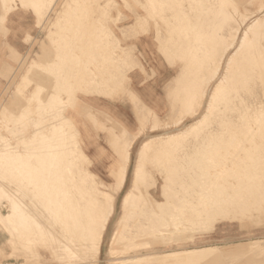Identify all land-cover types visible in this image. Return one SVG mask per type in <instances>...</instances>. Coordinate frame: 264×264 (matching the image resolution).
<instances>
[{"label":"bare ground","instance_id":"6f19581e","mask_svg":"<svg viewBox=\"0 0 264 264\" xmlns=\"http://www.w3.org/2000/svg\"><path fill=\"white\" fill-rule=\"evenodd\" d=\"M43 1H45V0H43ZM58 1L59 0H51V3H49V5H48L47 12L45 14L43 13L44 17H43V14H41L44 11V9L38 15L39 21L42 20L45 23L48 20L50 14L52 12H56V16H55L54 20L51 21L49 24V32H47L48 35L46 34L48 37L52 38L54 36L55 37L59 36V37H61L60 39H62L68 35L73 39V36L78 34L80 31L77 33L76 30L71 29L72 31L70 32V34H66V32L63 31L64 29L61 31L59 29L62 26L61 24L63 22H69L70 26L71 25L73 26V24L79 25L78 29L81 30L82 35L84 37H86L87 41H89L88 43L93 44L91 40H95V39H99V38L101 40L98 43L95 42L97 44L95 56L89 55L91 52L90 44H89V47H86L87 46L86 45L85 47H83L81 49V51H82L81 53H83V55H84L83 57L82 56L81 57L82 58L85 57L83 61L86 62V64L84 63L85 64L84 69L83 68L80 69L81 67L76 69V67L73 66L74 68L70 69L71 73L69 75H67L65 78H64V76L61 75V72H59L60 76H62L64 78L63 81L60 80V78H59V81H61L60 83L62 84L60 90H58V91L55 90V92L54 93L52 92V94L49 93L50 97L46 98V100H44L45 99L44 96L46 94H48V93H46L47 91L46 92L44 91L46 93L45 94L42 91L45 89L41 90L40 87L39 88L37 87L38 89L35 90L34 92H32V95L30 97L26 98L27 101L24 99L26 101V104L21 107V109L19 110V113H17L16 116L14 115L15 117H13V119L15 120L14 121L15 124L11 125V127L8 126V128L10 130L15 131V132H17L19 129L21 130V128L28 127V126H26V124H25L26 127L25 126L23 127L20 123L24 122L23 121L24 119H25V121H26V119H31L30 117H32L34 115L35 108H37V109L40 108V109H43L45 111L44 115L38 116V118H37L38 123L47 121L51 117L54 119L53 122H51V124H49L48 126H43V127H41L40 124H37V122L35 121L36 123L34 124V128H35L36 134L31 139V142H32L31 145L33 148L30 149V150H32V152L31 151H30V153L27 152L28 151L27 146L29 145L28 143H27L28 144L27 146H22L21 147L22 149L20 150L18 144L15 146H13V144L10 145L8 139L0 137V162L3 161V159H4V158H2L3 155L13 152L10 154L11 157H9V159H5V164H12L13 165V167L8 166V167H10L8 172L13 173L11 176V179L21 177L20 180L23 181V183L22 184L20 183L21 185L15 187V189L10 188V190L12 189L14 191V192L10 191L12 196L10 194V197L9 196L7 197V195H5V198H3L2 196H1L2 198L0 197V201H1V199L2 200L6 199L5 201H8L9 205H10L9 212L3 213V214L0 213V220L6 226H9V229H10L9 232H11V235H12V237H10V238H11V240L13 239V241H14L13 243H15L16 239L19 242L20 239H22V241H23V239L26 238V240L28 239V241L30 242L29 244H31V243L34 244L35 238L40 237V235H38V234L41 233V230H44L47 233V230H51L50 227L53 228V225L51 226V223L50 224L48 223L50 225V227L46 224V222H45L46 220H47V222H48V220L53 221L54 225L59 222V225L58 224L57 225L62 230L66 225L67 227L64 228L63 231L61 229H59V230H61V233L63 234V235L62 234L61 235L65 236L64 238H62L63 243H64L65 239L68 240V242L66 241V243L64 245L67 248L69 254H71V257L72 258H74V257L78 258L77 261L82 260V262H80L78 264H88L89 261H94L95 264H97L98 263L97 261L99 260L98 259L99 255L101 253V247H102V242H103L105 232H106L108 225H109V223H110V221L113 218L114 213H115V202H116L117 195L120 193L122 186L124 184L127 167H128L130 160H131V151H132L136 136H131V134L124 128H123L124 130H121L122 135H120V136L118 135L117 139H115V140H117L116 144L118 146V147H116V150L118 152V160L115 162V164H114L115 168L113 170V176L115 179V183L112 185H106L102 182L98 183L95 180V177H94L95 175H91V173H88L87 175H83V173L86 174L85 173L86 170L83 168L84 165L82 166V164L87 163V162H88V164H90V160H89L88 156L86 155L83 147L81 146L80 133H79L76 125L74 124L73 119L66 114L67 113L66 111L68 110V107H74L77 105L78 93L81 91H84L85 89H86V91L88 89H90V90L93 89V92L91 94H95V93H101V91H103V89H101V88H104V86H107L108 84L112 85L114 88L116 86L119 88L124 87L126 81L129 80V72L135 68L129 64V58H130V56L134 55L135 60H136L137 55L134 51H130V50H133L130 48V46L123 45V39L124 38L127 39L128 37H126V35H125L127 32V29H125V31H123L122 28H124V27L129 28L130 26L137 25V24L139 26H141V24H142V26H143V23L140 22V19H142V17L141 18L138 17V20L136 22H132V23H129L128 25H124V26H119V29H121V32H122L124 38H122L120 35H118L113 30H107L106 31L107 36L105 37V34L103 35V34H101V32H97V30H96L97 25H95V23L100 22L101 19L100 18H98L99 20L96 19L93 14L99 8H107L108 6L112 7L113 6L112 2H110L108 0H107V2H104V3H101L100 0H64L63 4H61L63 6V8L58 10L57 8H55L56 5L58 4ZM167 1L170 2V0H167ZM174 1H178L177 3L181 2V6H179V7H182V5H183L182 1H184V0H182V1L181 0L180 1L174 0ZM187 1L186 0L184 1L185 3H187V5L185 4L186 5L185 7H188V9H189L191 4L189 6L188 3H190V2L189 1L187 2ZM195 1H197V0H194V2ZM203 1L206 2V0H203ZM209 1H211V0H209ZM225 1L223 2L224 4H226ZM34 2H35V4L37 2L39 4L40 0H35ZM147 2H148V0H147ZM172 2H173V0H172ZM191 2H193V0H191ZM212 2H213V0H212ZM239 2H241V1H239ZM1 3L3 4V7H5V8L7 7L3 0H1ZM213 3L217 4L215 1ZM228 3H230V2H228ZM234 3H236V1ZM161 4H163V3H161ZM170 4H172V3L170 2ZM170 4H168V5H170ZM173 4H176V3H173ZM168 5H165V7L167 6V8H164L165 12H166V10H168V8L169 9L171 8L170 7L171 5L169 7H168ZM193 5L194 4H192V6ZM197 5H198V3H197ZM197 5H194L195 8L197 7L196 9L199 8V6H197ZM204 5L205 4H203V8L207 7V6L204 7ZM219 5L221 6L222 4H219ZM232 5L234 6L235 4H232ZM159 6H157V7H159ZM176 6H178V5H175L174 7H176ZM192 6H191V8H192ZM162 7H160V8H162ZM215 7L217 8L218 6H215ZM128 8H130V7H128ZM195 8L193 11L194 13L196 12ZM212 8H214V7H212ZM35 9H36V11H38L41 8H35ZM146 9H150V8H146ZM157 9H156V11H157ZM177 9L179 10V8H176V10ZM188 9L186 8L185 12ZM200 9H202V7H200ZM207 9H208V7H207ZM218 9H220V8H218ZM134 10H132V11H134ZM158 10H160V9H158ZM161 10H163V9H161ZM192 10H193V8H192ZM208 10H209V13H211L210 10H212V9L210 8V6H209ZM217 10H216V12H217ZM220 10H222V8ZM220 10H218L219 13H221ZM74 11H76V12L79 11V13L75 14ZM99 11L101 12V10H99ZM153 11H155V10H153ZM163 11L162 12L160 11L161 14L163 13ZM170 11H167V14L170 15V13H171ZM213 11L215 12V10H213ZM160 12H159V14H160ZM174 12H175V10H174ZM200 12H201V10H200ZM203 12H204L203 15L205 17V13L207 11L204 10ZM222 12H225V11L222 10ZM186 13H184V14L186 15ZM8 14H9V10H7L6 13L4 14V16L2 15L3 17L2 16L1 17L3 19H5ZM101 14H102V12H101ZM116 15H118V14H116ZM169 15H167V16H169ZM177 15L180 16L179 12ZM188 15H190V13H188ZM188 15H186V16H188ZM192 15H193V17H195L198 14L197 15L192 14ZM192 15H190V17L188 16L189 22H190V19H192L191 21L194 22L193 17L191 18ZM206 15H208V12ZM212 15H218V12H217V14L212 13ZM212 15L210 14V16L212 17V19L210 18L211 20L214 19ZM173 16H176V15H173ZM222 16H224V14ZM122 17H124V16H122ZM122 17H121V20H122ZM201 17H202V15L199 14L197 19H194L196 21V22H194V23H196V25H195L196 28H197V25H199L198 27H200V23L202 20ZM204 17H202V18H204ZM42 18H44V19H42ZM166 18H170V16L169 17L165 16V18L163 17V19H166ZM222 18L223 17H221V19ZM177 19H178V17H177ZM208 19H209V17H208ZM232 19L234 20V18H232ZM206 20L207 19L204 18L203 21H206ZM215 20H213V21L215 22ZM217 20H218V18H217ZM241 20L242 21L238 24H237V22L236 23L234 22L236 24V27H234L235 24L233 23L234 24V26H233L234 30L231 27V25H233L232 20H231V23L228 22V23H230L229 24L230 26L228 25L229 27L226 25L227 24L226 21H225L226 24L224 23V25L227 26V27H225V29L231 27V31H227V30L225 31L224 30L225 31L224 33H220V30H222L220 28H219V31L217 30V32H219L218 34H217V32L215 33L216 30L214 31V33L217 35L216 37H218L217 38L218 40H219V38L223 39L225 37L227 39V36H226L228 34L227 32H229V33L231 32V34H230L231 40H229L230 42L228 44V43H226V40L224 39L225 43L228 45L225 46V49L223 50L222 53L220 52V48L221 47L223 48V46H220V45H219L220 47L218 45L215 46L216 48L219 47V50H217L218 49L217 48V49H215L217 52L216 51H214V52H216V53L220 52L219 54H221V55H219V54L217 55L216 53H214L220 57L218 59L214 60V66L210 68L209 72H208V69H205L207 71V73H209V79H208V81H206L208 84V87L205 90L204 95L202 92V95H203L202 100L206 99L205 105L203 106L201 103L197 109H193L194 110L193 112H190V113L185 114L183 116L180 115L179 118L175 119V122L173 123L175 130L166 131V132L164 131V133H158L156 135H153V136L145 139L141 143L139 150H138V153H137L138 156H137V162H136L134 172H133L132 185L128 190H126V192L123 195V198L121 200V212L122 213L117 218V220L115 221L116 226H115V228H114V230L110 236L108 252L111 256L115 254L116 250H118V248H119L118 245H121L125 240H131L132 243L135 242L136 244H138V242L136 240L133 241L134 238H136V237L147 236V239L149 237V240H150V238L153 239L154 237H157V236L158 237H160V236L161 237L162 236L168 237L173 233L175 234V233H178L180 231L183 232V231L187 230L189 228V226L191 227V226H194L195 224H196V226H198L200 228V231H202V232L212 231V230H214V228H215L216 224L219 222V220L226 218L225 216L224 217H218L217 216V213L219 211H221L219 209H229L230 211L233 212L237 208L235 206L236 205L238 206L239 203L236 201L238 204H236V203H235L236 205L233 204L234 202H232V201L237 200V199L235 198L232 200V197L234 196L232 191L236 190L237 188L234 189L236 184L240 183L243 180L242 178L247 177L249 174L247 176H243L241 178L242 180L240 182H238V180H240V179H237L236 183L232 182V178H233L232 176L227 177L224 181H222L223 180L222 177L215 176L213 182L212 183L209 182V185L206 183L208 185V187L203 188V189H206V188L209 189L211 192H213L212 194H207V193L202 194L201 193V196L203 198L198 200V201L189 200V198L187 200H179L178 199L179 201H175V200H173V197L176 195L173 192L176 189H177V191H180L181 190L180 187L183 186L181 183L182 181L177 186L172 183L173 177L175 180H177V177H175V175L170 177V178L163 180V182L161 183L162 199H157L156 197H154L152 195L150 190H146V192H144V193H143V191H141L142 185H141L140 179H139V172H140V166L144 162V159L146 160L145 157L148 156L149 154H151L150 152L162 153V151H164V152L170 151L171 153L173 152V153L177 154L176 152L185 151L186 154L189 153L194 157V155L196 156L197 154H200V151L206 152V151L211 150L212 148L214 150L216 145L219 147V145L217 143L220 142V141H218L219 140L218 138L221 134L220 131L222 129H219V127L216 126L218 124V123H216L217 121L215 122L216 124L213 123L214 120H216V119H218V120L220 119V121L223 120L222 123H224V124L225 123H228L230 125L232 124V127H230V133H231L230 137L228 135H226L227 132L224 134L227 136V140L224 138L225 136L224 137H223V135L220 136L221 138L223 137V140H226V142L228 141L229 138H231V141H230V145L227 144L228 147L226 150L227 151L226 156L224 158H222V155L221 154L219 155L222 158L219 161H221L222 163H220L219 165H217L215 167L217 169V172L223 173L226 168H228L230 170H234L236 165L238 163L240 164L241 160L245 161V160H243L244 159L243 155L245 156L246 154L251 153V152H253L255 154V155H253L254 157L251 155L253 158L250 159V160H254L253 164L257 165V163L259 162L258 161L259 159H260V162L262 161V157H264V155L261 157L260 150L261 149L264 150V18H263V16H260V15H256V16L254 15V16L249 17V18L245 17ZM1 21H3V20H1ZM169 21H170V19H169ZM182 22H185V21H182ZM192 22H190V24ZM217 22L215 24L219 25ZM166 23H168V21ZM194 23H192V24H194ZM205 23L206 22H204V24ZM220 23L222 24L223 22H220ZM146 24H148V22ZM175 24L174 25L177 27V22H175ZM192 24H191V26H193ZM168 25H169V23H168ZM182 25H183V27L185 25L184 28H186V27L189 28L188 24L187 25L182 24ZM64 27H65V25H64ZM75 27L76 26H74V29H75ZM180 27H178V28H180ZM195 27H192V29L194 30ZM208 27L209 26H207V28ZM207 28H206V31H207ZM210 28H212V27H210ZM0 29H2V28H0ZM78 29H77V31H78ZM112 29H113V27H112ZM199 29H197V30H199ZM172 30L173 29H171V31ZM175 30L177 31L176 28H175ZM178 30H181V29H178ZM200 30H202V29H200ZM228 30H230V29H228ZM2 31L3 30H1V32ZM66 31L67 32L70 31V28H69V30H66ZM185 31L186 30H184V32ZM199 31H197V32H199ZM75 32H76V34H74ZM145 32H148V29ZM173 32H175V31H173ZM207 32L209 33V31H207ZM157 33H159V32H157ZM173 34L175 35V33H173ZM180 34H182V33H179V35ZM183 34L181 37L182 40L183 39H184V41L189 40V37L191 35L186 36V33H185V35L183 36ZM193 34H195V33H193ZM199 34L202 35L203 31H202V33H199ZM78 35L80 36V34H78ZM161 35H162V33H161ZM161 35L159 34V37ZM179 35H178V37H180ZM204 35H205V32H204ZM222 35H224V37H221ZM185 36L188 39L184 38ZM206 36L209 37V35H205V37ZM74 37L76 38L77 36H74ZM138 37H139V34L136 33L134 39H136ZM171 37H174V36H171ZM175 37H176V35H175ZM203 37H202V39H203ZM216 37L214 36L215 39H216ZM207 38H205V40ZM212 38L213 37H211L209 39H212ZM230 38L228 36V39H230ZM56 39H58L60 41L59 38H56ZM164 39H165V37L163 36V40ZM192 39H193V36H192ZM221 39L219 41H221ZM58 40H55V41H57V43H58ZM67 40H66V42H67ZM198 40H199V38H198ZM212 40H211V42L214 43L215 41H212ZM42 41L43 40H41L40 42H42ZM62 41H64V40H62ZM190 41H191V37H190ZM224 41L222 40V43ZM77 42H79V40ZM161 42H162V40H161ZM164 42H165V40H164ZM211 42L209 40V43H211ZM218 42H215V43L217 44ZM53 43H55V42H52V44ZM60 43L63 44V42H60ZM193 43L195 45V42H193ZM198 43H200V42H198ZM205 43H206V45L209 44L208 42H204V44ZM58 44H57V47H58ZM64 44H66L65 41H64ZM175 44L176 45H174V46H177L178 42ZM180 44L182 45V43H179L178 46H180ZM63 45H62V47H63ZM78 45H76V47H78ZM223 45H225V44L223 43ZM66 46H69V44H67ZM161 46H163V44H161ZM174 46L171 49H174L173 53H176L175 50L177 51L178 48L176 49V47L174 48ZM184 46H185V44L180 48L182 49ZM189 46L190 45H188V48H189ZM197 46L201 47L200 44L199 45L197 44ZM197 46L195 45V47H197ZM204 46L205 45H203V47ZM52 47L53 46L50 47L51 50L53 48H57V47H53V48ZM163 47H165V45ZM186 47H187V45H186ZM70 48H66V49L63 48L64 50L58 51L57 55H54L55 57H57V59L55 58L56 62L58 61V58L61 60L63 59L64 62H65V60L73 59V60H75V62H77V64L80 61H82V59H80V57L75 52V50L72 48L70 49ZM159 48H161V47H159ZM166 48H168V46H166ZM184 48L181 50V51L185 50L184 53L187 51H191V52L194 51L195 53L198 52V51L196 52L195 49L192 50V48H189V49L187 48L188 50L186 48L185 49ZM44 49L49 51V49H46V45H45ZM44 49L41 48V51L43 50L44 52L43 51L42 52L46 53ZM198 49L200 50V48H198ZM212 49H213V47H212ZM170 51H172V50H170ZM205 52H208V51H205ZM209 52L207 54H209ZM162 53L167 54L165 52V50L164 51L162 50ZM46 54H48V52ZM198 54L199 53H197V55ZM51 55L53 56V54H51ZM185 55H186V53H185ZM187 55H189V56H184V54H182L180 51L178 52L177 58H179L182 62V69L183 70H181V71L183 73L186 70L188 71V68H189L190 71L192 69L191 72L194 71V73L192 75L195 74L194 76H197L196 75L197 72L195 73V70H193L192 67L190 68V64H192L193 62L197 63V61H195V59H196L195 54L189 53ZM201 55H203L202 52H201ZM210 55L212 56L213 54L210 53ZM216 55H215V57H216ZM26 57H24V58H26ZM96 57L99 59L101 58V60L98 61L96 59ZM199 57H200V60H202L200 62L203 63V65H205L204 64L205 62H203L205 59H202L201 56H198V58ZM203 57H204V55H203ZM215 57H214V59H215ZM209 58L210 57L208 55V59ZM51 60H53V59H51ZM105 60H107V61H105ZM212 61H213V58H212ZM43 62H41L42 65H43ZM53 62H55V61L53 60ZM105 62H108V65H106ZM201 63H198V64H200V66H201L202 65ZM23 64H24V62H23ZM193 64L195 65V63H193ZM33 65H39V59L38 58L32 59L30 65H29L30 68H29V70H27L28 72L33 71V69H34ZM65 65H67V64H65ZM203 65H202V67H200L198 65V68L200 67L201 71L203 69ZM59 66H61V65L59 64ZM63 66H64V64L62 65V67L60 69H63ZM67 66H69V65H67ZM138 66H140V63L136 62V67H138ZM18 67H21V64ZM22 67H23V65H22ZM5 68H7V67H4V69ZM65 68H66V66H65ZM54 69H55V67H54ZM54 69H52V70H54ZM1 70H3V69H1ZM63 70H65V69H63ZM4 71L5 70H3L2 72H4ZM9 71H11V70H9ZM68 71H69V69H68ZM28 72H26V73H28ZM49 73H51V72H49ZM55 73H52V77H53V74H55ZM64 73H63V75H64ZM202 73L204 74V69H203ZM190 74L186 75V76L188 77V76H190ZM203 74L199 75V76H201L200 78H202ZM27 75H29V73ZM47 75H48V73H47ZM97 75H98V77H97ZM192 75L190 77H192ZM29 76H32V75L30 74ZM180 76H178L179 80H181ZM184 76H185V74H184ZM205 76H206V72H205ZM40 77L44 78L43 76H40ZM45 77H46V79H42V80L47 81L49 79V77L48 78H47V76H45ZM57 77H59V76L57 75ZM10 78H11V76H10ZM25 78H26V76H25ZM195 78L192 77V79L196 80ZM200 78H198L199 81H197L198 86H199V83L202 82V81H200L201 80ZM54 79H55V77H54ZM54 79L52 80V82L54 81ZM185 79H186V77H185ZM189 79L192 81L191 78H189ZM28 80L29 81H27V80L25 81V84H26V82H29V84H30V82L33 81L29 78H28ZM36 80H37V78H36ZM191 81H188L189 83H187V85L185 87L192 85ZM179 82L182 83V80ZM202 83L203 84H201V85H204V82H202ZM211 83H213V85H211ZM20 85H22V83ZM89 85H91L92 88H90ZM176 85L179 86V84H176ZM42 86H45V85H42ZM47 86H49V85H47ZM47 86H46V90H47ZM182 86H183V84H182ZM204 86L206 87L207 85H204ZM16 87H18V86H16ZM16 87H15V89H16ZM179 87H181V85ZM190 88H191V86H190ZM55 89H57V88H55ZM203 89H204V87H203ZM241 89H243L244 92H243V95L240 96L238 99V93ZM90 90H89V92H90ZM180 91H182V90H180ZM184 91L182 93H184L188 97L189 95H187L185 93L186 91L185 92ZM187 91L189 93V90H187ZM105 92H106V90H105ZM42 93L45 95L42 96ZM191 94H192V92H191ZM195 94L196 93L194 92L193 98L194 97L196 98L198 96V93L196 94V96H195ZM18 95H16V97ZM180 95H181V93H180ZM185 95L183 97H185ZM176 96H178V94ZM13 97L14 96H12V98ZM70 97L74 99V101H75L74 104L70 103ZM183 97H181V98H183ZM199 97H200V95L198 96V98ZM185 99L183 98L181 100L184 101ZM14 100H15V98H14ZM192 100H193V103L190 104V107H195L194 103H196V101L194 102V99H192ZM135 101H138V99H135ZM175 101H177V99ZM20 102H21V98H20ZM22 102H24V101H22ZM138 102H136V103L138 104ZM184 102H187V100H185ZM184 102H183V105L185 104ZM15 103H16V101H15ZM11 104H13V103H10V105ZM177 104H178V102H177ZM181 104H180V107L178 106L179 104L177 105L179 107V109L181 108ZM192 104L194 106H192ZM170 105L172 106L171 102H170ZM202 107H204V109L201 113H199L201 111ZM0 108H1V106H0ZM4 108H6V107H4ZM4 108L2 110H4ZM87 108L89 109V107H87ZM182 108H184V107H182ZM14 109H16V108H14ZM14 109L12 108V110H14ZM143 109H145V107L140 105L139 110H138V119L141 122V124H144V122L147 120L148 114L149 115L151 114L150 110L147 111L146 109H145V113L141 114L140 110H143ZM178 110H176V111H178ZM3 112L5 114V111H3ZM173 113H174V110H173ZM176 113L173 115H176ZM184 113H186V112L184 111ZM179 114L180 113H178V115ZM187 116H197V117H195V119L191 123L185 124ZM156 118L157 117H154V119H156ZM9 119H10V117H9ZM32 119H34V117ZM220 121H218V122L221 123ZM110 125H113V123ZM5 126H7V125H5ZM117 126L118 125H116V127ZM151 126H152V124H151ZM157 127L159 128L158 125H154V128H157ZM225 127H226V129H228L227 126H225ZM45 128L46 129L49 128V131H47V133H46ZM117 128H119V127H117ZM223 131H224V128H223ZM9 132H11V131H9ZM228 132H229V130H228ZM11 134H13V132ZM33 134H34V132H33ZM203 134H205V135H203ZM15 135H16V133H15ZM190 135L191 136L194 135L193 139L188 140L189 139L188 136H190ZM257 135H260L261 140L258 141V139L255 137ZM15 137H17V136H15ZM18 137H19V134H18ZM24 138H25V136L18 138L19 140H21V144H24V142H26V141H24V142L22 141V139H24ZM222 141L220 143H222ZM223 144H225V142ZM218 147H217V149H221L220 148L221 146L219 148ZM205 149H209V150H205ZM258 150H259V155L258 154L256 155ZM205 152H203V153H205ZM217 152H221V151H217ZM217 152L215 154H217ZM210 153H211V151H210ZM221 153H224V152H221ZM22 154H26V156L28 155L31 157L34 156V158H35V160L33 159L34 162L30 161V159L23 158V156H21ZM156 154L158 155V153H156ZM162 154L164 155L165 153H162ZM168 155H169V153H168ZM5 157H8V156H5ZM246 158H247V156H246ZM248 159H249V156H248ZM180 162H182V161H180ZM251 162L252 161H250V163ZM241 163H243V162H241ZM261 163H263V162H261ZM261 163H258V165L259 164L261 165ZM1 164H2V162H1ZM189 164H190V162H189ZM22 165H26V168H28V169H26V170H28V172L27 173L24 172L23 175L21 174ZM197 165H199V164H197ZM243 165H244V163H243ZM245 165H244V167H245ZM246 166H248V162H247ZM257 167L258 166H254V167L252 166V168H254L255 172L257 169H259ZM246 168H248V167H246ZM248 169H246V170H248ZM4 170H6V169H4ZM241 170H242V168H241ZM251 170H253V169H251ZM212 171H215V170H212ZM0 172H2L1 171V165H0ZM41 172H43V173H41ZM2 173H4V172H2ZM247 173H249V171H247ZM5 174L7 176V170H6ZM40 174L41 175L43 174V177ZM199 174H201V173H199ZM243 174L245 175V173H243ZM256 174L258 175V173H256ZM140 175H142V174L140 173ZM1 176L3 177V175H1ZM40 176H41V178H44V181H43V182H45L44 184H40V182H38L39 180H41ZM87 176L89 177L90 180H88ZM254 177H257V176L254 175ZM254 177H253V179H254ZM141 178H142V176H141ZM4 179H6V178H4ZM180 179H183V178H180ZM186 179H188V178H186ZM2 181L3 180L1 179V182ZM5 181L7 182V180H5ZM249 181H251L250 178H249ZM257 181H260L261 184L260 183L259 184L264 186V176L259 178ZM6 182L3 184L4 185L5 184L11 185V182H9V183H6ZM224 182H227L226 185L222 184ZM38 183L40 184L39 186L45 185V189L43 190V188L39 187V188H41L39 190L38 186H37ZM243 183H241V184H243ZM245 183L243 185H245ZM251 183H252V181H251ZM9 185H7V186H9ZM173 186H175L176 188H174ZM196 186H198V185H196ZM204 186H205V184H204ZM5 187L6 186L3 187L4 190L9 188V187H6V189H5ZM63 187H64V189H63ZM191 187L193 188L195 186L193 185ZM0 188H1V184H0ZM28 188L30 191L28 190ZM173 188H174V190H173ZM238 189H239V187H238ZM261 189H262V187H261ZM252 190H253V188H252ZM6 192L4 191V192H2V193L0 192V193L1 194H3V193L8 194L9 189ZM188 193L189 194H186V195L190 196V194L193 192L189 191ZM236 193L238 194L237 196H239L240 191H239V193L238 192H236ZM57 194H58V196H60V194H61L60 198L59 197L56 198ZM139 195L141 197L145 196V199L139 198ZM28 196H30V199L26 200L27 198H29ZM45 197H46V203L43 205H41L40 203L39 204L42 206V210L45 209V210H43L44 212L47 209V211H46L47 213L46 212L44 213L46 215V217L44 215V218H45L44 223L49 228L47 230L45 229L46 226L44 227L45 224H43V219H44L42 217L43 215L41 214V212L39 213L38 209H36V207H37L36 204L38 203L37 201H39V199L41 201L42 200L45 201ZM234 197H236V195ZM242 197H244V196L242 195ZM247 197H248V195H247ZM249 197H250V195H249ZM252 197H254V199H255V196H252ZM25 200L29 201V202H26ZM246 201H248V200H246ZM245 202H243V203H245ZM263 202H264V200H263ZM42 203H43V201H42ZM249 203H252V202L250 201ZM182 204L183 205L187 204L186 206L188 208H184V206H182ZM240 204H242V203L240 202ZM147 205L148 206L150 205V208L148 211L149 213L147 212V215L149 214L148 216L146 215V212H145L146 209H148ZM167 205H170V206L167 207ZM178 205H181V206H178ZM29 206H32L33 207L32 209L34 211L32 210V212L31 211L28 212ZM43 206L45 208H43ZM241 206H243V205H241ZM37 208H40V207H37ZM242 208H244V207H242ZM35 209L38 211L37 213L35 212L36 211ZM43 211H42V213H43ZM35 213L41 214V217L43 219L41 220L40 219L41 217L39 218V220L36 219V217L38 218L39 215L37 216ZM224 214H225V212H224ZM63 217L66 219H64ZM62 218L65 220V222H63ZM51 221H49V222H51ZM64 223H65V225H64ZM57 225H56V228L58 229L59 227H57ZM53 229H55V227ZM54 231H56V230H54ZM45 232H43L44 237L47 234L50 235V236L47 235L48 236L47 241H49L50 240L49 237L54 236V235L51 236V234H53V232L51 231L52 233L49 234L50 233V231H49V233H47L46 235H45ZM55 235H56V233H55ZM58 235H59V233L57 234V236ZM61 235H59V237ZM177 235H179V234H177ZM177 235H174V236H177ZM47 236L45 237V240L47 239ZM188 236H190V235H188ZM59 237L57 238L55 236V239L56 238L59 239ZM52 238H51V241H49V242H52V240L54 239V238L53 239ZM189 238H191V237H189ZM37 239H39V238H37ZM42 239H44V238L42 237ZM57 239H56V241H57ZM143 239H144V237H143ZM147 239H145V240H147ZM26 240L24 239V241H26ZM173 240H174V237H173ZM56 241H54V242H56ZM60 241H61V239H60ZM20 242H21V240H20ZM54 242H53V245L55 247H58V246H56V244L59 245V240L57 241L58 243H54ZM16 243H15V245H13L14 247L15 246L18 247V244H16ZM24 243H26V242H24ZM60 243H62V241ZM53 245L50 244V246L54 247ZM60 245H62V244H60ZM23 246L26 248L30 247L29 245L28 246L23 245ZM262 247H264V238H259V239H251L249 242L245 241V242H240V243L229 244V245L225 246V249H223V246H220V245H208V246H199V247L184 248V249H175V250H170V251H166V252H147V253H143L140 255H131V256L122 255V256L114 257V260H113L114 262L111 264H195V263H198L200 261H204V260L206 261V259L210 260V258L211 259L214 258V260L210 261V263H211V262L215 261V258H219V257L224 258L227 256H235L236 254L242 253V251L245 252L244 250H247V249H248L247 250L248 253H250L251 250L256 251L257 249L262 248ZM58 248L60 249V248H62V246L61 247L59 246ZM30 250H32V249L30 248ZM53 250H54V248H53ZM60 251H62V250L60 249ZM60 254H62V253H60ZM63 254H65V253H63ZM26 255L27 254H25V256ZM252 255H253V253H252ZM257 255H258V253H257ZM29 256L30 255L28 254V257ZM248 257L251 258L252 256H248ZM256 257H254V258H256ZM57 258H60V257H57ZM65 259H66V257H65ZM68 259H70V258H68ZM29 261H30V259L28 260V262ZM251 261H252V259H251ZM9 262H7V263H9ZM21 263H23V262H21ZM9 264H12V263H9ZM201 264H202V262H201ZM246 264H247V262H246Z\"/></svg>","mask_w":264,"mask_h":264},{"label":"rangeland","instance_id":"374dc122","mask_svg":"<svg viewBox=\"0 0 264 264\" xmlns=\"http://www.w3.org/2000/svg\"><path fill=\"white\" fill-rule=\"evenodd\" d=\"M4 2H5V4H6V8L5 7H3V4L1 3V0H0V19L1 20H3V21H1L0 23V28H2V29H0V35H3V36H5V37H7V36H12V37H17V36H19V35H22V34H24L25 35V37H29V39H26V42H28L29 43V49H28V52H27V54H26V58H25V60L24 61H21V67H22V65H23V67L21 68V67H19V70L15 73V75L13 76V78H12V80H11V82H10V85H8V86H3L4 87V90H3V92L0 94V106H1V108H0V137H2V138H6V139H8L9 140V143H10V145H12L13 144V146H15V145H17L18 144V146H19V149L21 150L22 148V146H27L28 144V153H30V151L32 152V150H30L31 148H33L32 147V142H31V139L34 137V135L36 134L35 133V128H34V124L37 122V118H38V116L39 115H44L45 114V111L43 110V109H40V108H35V112H34V115L32 116V117H30L31 119L34 117V119H26V121H25V119L23 120L24 122H21L20 124L24 127L25 126V124H26V126H28V127H26V128H21V130L19 129L17 132H15V131H13V130H10L9 128H8V126H10L11 127V125H14L15 124V120L13 119V117H15L16 115H17V113H19V110L21 109V107L22 106H24L25 104H26V98H28V97H30L31 95H32V92H34L35 90H37L39 87L41 88V90L42 89H45V90H42L43 91V93H45L46 91V93H48V94H43L42 93V96L43 95H45L44 97H45V99L44 100H46V98H49L50 97V95H49V93H51L52 94V92L54 93L55 92V90L56 91H58V90H60V88H61V86H62V84L60 83L61 81H59V78H60V80H64V78L67 76V75H69L71 72H70V69L71 68H74V67H76V69H78L79 67H81L80 69H84L85 68V64H86V62H84L83 60H84V58H82L84 55H83V53H81L82 51H81V49L83 48V47H85L86 45V47H89V44L90 43H88L89 41H87V39H86V37H84L83 35H82V32H81V30L80 29H78L79 28V25H76V24H73V26L71 25L70 26V23L69 22H63L61 25V27L59 28L60 29V31L61 30H63V31H65L66 32V34H70V32L72 31L71 29H73V30H76V32L78 33L79 31V33L78 34H80V36L78 35V34H76V32L74 33V34H76V35H74V36H77L76 38L73 36V39L70 37V36H66L65 38H62V39H60L61 37H59V36H54V37H52V38H50V37H48L47 35H48V33L47 32H49V24H50V22L51 21H53L54 20V18H55V16H56V12H52L51 14H50V16H49V18H48V20L44 23L42 20H40L39 21V19H38V15H39V13H41V11L44 9V11L41 13V14H45L46 12H47V8H48V5H49V3H51V0H45V1H43V0H40V2H39V4H38V2L35 4V0H3ZM63 1L64 0H59L58 1V4L56 5V7L55 8H57L58 10H60L61 8H63V6L61 5V4H63ZM101 1V3H104V2H107V0H100ZM108 1H110V2H112V4H113V6L112 7H110V6H108L107 8H99L97 11H95L94 12V16H95V18L96 19H98V18H100L101 20H100V22H96L95 23V25H97L96 26V30H97V32H101V34H105V37L107 36V34H106V31L107 30H113V31H115L118 35H120L122 38H124L123 37V34H122V32H121V29H119V26H124V25H128L129 23H132V22H136L137 20H138V17L139 18H141L142 17V19H140V22H142L143 23V26H142V24H141V26H139V31L137 32V34H139V37L138 38H140L141 36H147V37H150L153 41H154V44H155V46H156V50H157V52L160 54V56L162 57L163 56V58H165L167 61H168V63L169 64H171V65H173V66H175V68H176V70H177V75H176V78H175V80L173 81V84H172V89H173V92H172V95H170L169 96V99L173 102V104L174 105H176L171 111L172 112H170V114H169V116H168V119L166 120V121H162L161 123H159L158 124V126H159V128L157 127V128H154V129H157V130H159L158 132H146L145 134H146V136L139 142V144H138V146H135L134 148H133V150L135 151V152H137V150L139 149V147H140V145H141V143L145 140V139H147V138H149V137H151V136H153V135H156V134H158V133H164V131L166 132V131H172V130H175V128H174V122H175V119H177V118H179L180 117V115L181 116H183V115H185V114H188V113H190V112H193L194 110L193 109H197L198 107H199V105L202 103V105L204 106L205 105V103H206V99L205 100H202V97H203V95H204V92H205V90L207 89V87H208V84H207V82L206 81H208V79H209V73H207V71L205 70V69H208V72H209V70H210V68L211 67H213L214 66V60H216V59H218L220 56H217L220 52L222 53L223 52V50L225 49V46L226 45H228L229 44V40H231V38H230V34H231V32L229 33V32H227L228 34L226 35L227 36V39H226V37L225 38H223V39H221V38H219V40L221 39V41H219L217 38L218 37H216L217 35L215 34L216 32H217V30L219 31V28L220 29H222V30H220V33H224L226 30L227 31H231V27H232V29L234 30V27H236V22H237V24L238 23H240L242 20L241 19H243V18H249V17H252V16H256V15H260V16H263V18H264V14H262V10L261 9H264L263 7H264V0H239V1H241V2H239L238 0H235L236 1V3H234L235 1L234 0H213V2L215 1L217 4H215V3H213L212 2V0L211 1H209V0H206V2L205 1H203V0H197V1H195L194 2V0H193V2H191V0H188L190 3H188V5L190 6V4H191V6H192V4H194V5H197V3H198V5L197 6H199V8L198 9H196L195 8V6L193 5L192 6V8H193V10H192V8H191V6H190V8L188 9V7H185L186 5H187V3H185L184 1H182V3H183V5H182V7H179V6H181V2H179V3H177L178 1H174L173 0V2H172V0H170V2L172 3V4H170V2H168L167 0H148V2H147V0H108ZM137 1V2H136ZM159 1V2H158ZM166 1V2H165ZM180 1V0H179ZM187 1V0H186ZM187 1V2H188ZM209 1V2H208ZM226 2V4H224L223 2ZM136 2V3H135ZM146 2V3H145ZM151 2V3H150ZM153 2V3H152ZM168 2V3H167ZM202 2L203 4H205L204 5V7L205 6H207L208 7V9H209V6H210V8L212 9V10H210V12L211 13H209V10L207 9V7H205V8H203V4L200 3ZM228 2H230V3H228ZM233 2V3H232ZM25 3H28V4H32V5H34V7H32V8H27V7H22V5H24ZM157 3V4H156ZM159 3V4H158ZM161 3H163V4H161ZM167 3V4H166ZM173 3H176V4H173ZM196 3V4H195ZM207 3V4H206ZM43 4V5H42ZM129 4V5H128ZM145 4V5H144ZM168 4H170V5H168ZM186 4V5H185ZM219 4H222L221 6L219 5ZM230 6H229V5ZM232 4H235L234 6L232 5ZM127 5V6H126ZM141 5V6H140ZM153 5V6H152ZM160 5V6H159ZM165 5H168V7L170 6L171 8L169 9L168 8V10H166V12H165V9L164 8H167V6L165 7ZM175 5H178V6H176V7H174ZM201 5V6H200ZM212 5V6H211ZM156 6V7H155ZM157 6H159V7H157ZM163 6V7H162ZM215 6H218L217 8L215 7ZM220 6V7H219ZM260 6V7H259ZM128 7H130V8H128ZM160 7H162V8H160ZM175 9H174V8ZM188 9V10H186V12H185V9ZM200 7H202V9H200ZM212 7H214V8H212ZM226 7V8H225ZM35 8H41L40 10H38V11H36V9ZM46 8V9H45ZM146 8H150V9H146ZM158 8V9H160V10H158L157 9V11H156V9ZM176 8H179V10L177 9L176 10ZM181 8V9H180ZM194 8H195V13L193 12L194 11ZM216 8V9H215ZM218 8H222V10H224L225 12H222V10H220V9H218ZM135 9V10H134ZM161 9H163V10H161ZM175 10V12H174V10ZM183 9V10H182ZM220 10V12L221 13H219V11L218 10ZM228 9V10H227ZM7 10H9V14L6 16V18L5 19H3L2 17L4 16V14L6 13V11ZM99 10H101V12H102V14H101V12L99 11ZM132 10H134V11H132ZM150 12H149V11ZM153 10H155V11H153ZM171 10V11H170ZM182 12H181V11ZM192 10V11H191ZM199 10V11H198ZM200 10H201V12H200ZM204 10H206L207 12H208V15H206L207 14V12L205 13V17H204V12L203 11ZM213 10H215V12L213 11ZM216 10H217V12H218V15H212V13L214 14H217V12H216ZM227 10V11H226ZM85 11V10H84ZM83 11V12H84ZM163 11V15L161 14V12ZM167 11H170L169 13H170V15L169 14H167ZM191 11V12H190ZM199 13H198V12ZM213 11V12H212ZM75 12V14H77V13H79V11H74ZM73 12V13H74ZM82 12V11H81ZM159 12H160V14H159ZM178 12H179V14H180V16L179 15H177L178 14ZM186 13V15H188V13H190V15H192V14H194V15H199V14H201L202 15V17H204L205 19H207L206 21H203L204 20V18H202L201 17V23H200V27H198L199 25H197V28L195 27V25H196V23H194V22H196L194 19H197V17H198V15L197 16H195V17H193V15L191 16V18L193 17V21L194 22H192L191 20L192 19H190V22H192V23H194V24H192L193 26H191V24H190V22H189V17H190V15H188V16H186L184 13ZM193 12V13H192ZM251 12V13H250ZM121 13V14H120ZM167 15H169L170 16V18H166V19H163V17L165 18V16L166 17H169V16H167ZM176 13V14H175ZM44 14H43V17H44ZM116 14H118V15H116ZM157 14V15H156ZM184 14V15H183ZM210 14L213 16V20H215V22L213 21V20H211L212 19V17L210 16ZM224 14V16H222ZM249 14V15H248ZM252 14V15H251ZM3 15V16H2ZM124 16V17H122V16ZM173 15H176V16H172ZM229 15V16H228ZM232 15V16H231ZM242 15V16H241ZM2 16V17H1ZM104 16V17H103ZM120 16V17H119ZM163 16V17H162ZM182 16V17H181ZM209 17V19H208V17ZM223 17L222 19H221V17ZM234 18V20L231 18ZM9 17V18H8ZM116 17V18H115ZM121 17H122V20H121ZM127 17V18H126ZM151 17V18H150ZM175 17V18H174ZM177 17H178V19H177ZM186 17V18H185ZM218 18V20H217V18ZM228 19H226V18ZM230 17V18H229ZM239 17V18H238ZM119 20H118V19ZM137 18V19H136ZM154 18V19H153ZM172 18V19H171ZM182 18V19H181ZM211 18V19H210ZM225 18V19H224ZM42 19H44V18H42ZM115 19V20H114ZM169 19H170V21H169ZM175 19V20H174ZM188 19V20H187ZM220 19V20H219ZM99 20V19H98ZM167 22L168 21V23H169V25H168V23H166L165 21ZM185 21V22H182V21ZM187 20V21H186ZM211 20V21H210ZM222 20V21H221ZM231 20H232V24L234 23L235 24V26H234V24L233 25H231V27L230 28H227V29H225V27H227L230 23H231ZM25 21V24H24V26H23V22ZM144 21V22H143ZM203 21V22H202ZM214 23H213V22ZM218 21V22H217ZM223 22L222 24L220 23V22ZM225 21L227 22V24L225 23ZM148 22V24H146ZM174 22V23H173ZM175 22H177V27L175 26L176 24H175ZM181 22V23H180ZM188 22V23H187ZM204 22H206L205 24H204ZM212 22V23H211ZM218 23L219 25H217V24H215V23ZM228 22H230V23H228ZM102 23V24H101ZM166 23V24H165ZM224 23L227 25V26H225L224 25ZM173 24V25H172ZM175 24V25H174ZM180 24V25H179ZM182 24H188L189 26V28H184L185 27V25H184V27H183V25ZM212 24V25H211ZM4 25V26H3ZM64 25H65V27H64ZM156 25V26H155ZM179 25V26H178ZM202 25V26H201ZM214 25V26H213ZM216 25V26H215ZM74 26H76L75 27V29H74ZM78 26V27H77ZM148 26V27H147ZM181 26V27H180ZM206 26V27H205ZM207 26H209L208 28L210 29H208L207 28ZM222 26V27H221ZM230 26V25H229ZM228 26V27H229ZM234 26V27H233ZM112 27H113V29H112ZM157 27V28H156ZM173 29L172 31H171V29ZM178 27H180V28H178ZM192 27H195L194 28V30L192 29ZM210 27H212V28H210ZM217 27V28H216ZM69 28H70V31H66V30H69ZM146 28V29H145ZM175 28L177 29V31L175 30ZM202 29V30H200V29ZM206 28H207V31H209V33L206 31ZM216 28V29H215ZM77 29H78V31H77ZM123 29V31H125V29H128V28H122ZM148 29V32H145L146 30ZM169 31H168V30ZM178 29H181V30H178ZM196 29V30H195ZM197 29H199V30H197ZM228 29H230V30H228ZM1 30H3L2 32H1ZM102 30V31H101ZM184 30H186L185 32H184ZM213 30V31H212ZM216 30V31H215ZM225 30V31H224ZM144 31V32H143ZM171 31V32H170ZM173 31H175V32H173ZM195 31V32H194ZM197 31H199V32H197ZM202 31H203V36L201 35V34H199V33H202ZM213 33H212V32ZM214 31H215V33H214ZM157 32H159V33H157ZM175 33V35H176V37H175V35L173 34V33ZM204 32H205V35H209V37L208 36H206L205 37V35H204ZM211 32V33H210ZM161 33H162V35L165 37V42H164V40H163V36L161 35ZM172 33V34H171ZM179 33H184L183 34V36L185 35V33H186V36L188 35V36H190L191 37V41H190V37H189V40H187L188 38L185 36L184 38H187L186 40L187 41H184V39L182 40V34H180L179 35ZM191 33V34H190ZM193 33H195V34H193ZM219 32H217V34H218ZM28 34V35H27ZM47 34V35H46ZM159 34L162 36H160L159 37ZM215 34V35H214ZM126 35V34H125ZM134 35H136V33L134 34ZM174 36V37H171V36ZM178 35L180 36V37H178ZM199 35V36H198ZM201 35V36H200ZM212 35V36H211ZM46 36V37H45ZM81 38H79V37ZM192 36H193V39H192ZM195 36V37H194ZM213 37L212 39H209V38H211V37ZM214 36L216 37V39L214 38ZM228 36H229V38L230 39H228ZM70 37V38H69ZM109 37V36H108ZM126 37H128L127 35H126ZM202 37H203V39H202ZM208 37V38H207ZM221 37H224V35H222ZM56 38H59L60 39V41L58 40V39H56ZM79 38V39H78ZM138 38H136V39H129V37L127 38V39H123V45H128V46H130V48L131 49H133V51L136 53V55H137V59H136V62H138L139 63V58H140V55L142 56V54H139L138 52H137V50H136V48H135V46L132 44V43H134V41H136ZM198 38H199V40H198ZM205 38H207L206 40H205ZM51 39V40H50ZM68 39V40H67ZM162 40V42H161V40ZM169 39V40H168ZM224 39L226 40V43H228V44H226L225 43V41H224ZM41 40H43L42 42H40ZM55 40H58V43H57V41H55ZM62 40H64L65 41V43L66 44H64V41H62ZM66 40H67V42H66ZM79 40V42H77ZM81 40V41H80ZM101 39L99 38V39H95V40H91L92 41V43L93 44H90V50H91V52H90V54L89 55H91V56H95L96 55V53H95V51H96V49H97V44L96 43H98L99 41H100ZM168 40V41H167ZM209 40H210V42H211V40L212 41H215V42H218L216 45L213 43V42H211V43H209ZM222 40L224 41L223 43L225 44V45H223V43H222ZM50 43H49V42ZM55 42V43H53L52 44V42ZM69 41V42H68ZM173 43H172V42ZM60 42H63V44H61ZM87 44H86V43ZM96 42V43H95ZM160 42V43H159ZM164 42V43H163ZM178 42V44H177V46H174V45H176L175 43H177ZM188 42V43H187ZM193 42H195V45L197 46V44L199 45L200 44V46L201 47H195V45H194V43ZM198 42H200V43H198ZM204 42H208L207 44L208 45H206V43L204 44ZM84 43V44H83ZM106 43V42H105ZM179 43H182V45L180 44V46H178L179 45ZM57 44H58V47H57ZM67 44H69V46H66ZM79 44V45H78ZM161 44H163V46L165 45V47H163V46H161ZM185 44V48L187 49L188 48V45H190L189 46V48H192V50H194L195 49V51L197 52V53H199L198 55H197V53H195L194 51H187V52H185L186 53V55H185V53H184V51H181L182 49L180 48V47H182L183 45ZM214 44V45H213ZM42 45V46H41ZM45 45H46V49H49V51L48 50H45L44 48H45ZM61 45V46H60ZM62 45H63V47H62ZM76 45H78V47H76ZM186 45H187V47H186ZM203 45H205L204 47H203ZM223 46V48L221 49L220 48V52H218V53H216L217 51L215 50V49H217V50H219V47H215V46ZM51 46H53V47H57V48H53L52 50H51ZM60 46V47H59ZM166 46H168V48H166ZM170 46V47H169ZM173 46H174V48L176 47V49H177V51L175 50V52L177 53H173L174 51V49H171V48H173ZM195 48H194V47ZM208 46V47H207ZM72 48V49H74L75 50V52L78 54V56L80 57V59H82V61H80L78 64H77V62H75V60H73V59H70V60H65V62H64V60L62 59H59L58 58V61L56 62V59H57V57H55L54 55H57V53H58V51H61V50H64V49H66V48ZM76 47V48H75ZM159 47H161V48H159ZM211 47V48H210ZM212 47H213V49H212ZM41 48L42 49H44L45 50V52L47 53L48 52V54H46V53H43L42 51H41ZM59 48V49H58ZM64 48V49H63ZM70 48V49H71ZM95 50H94V49ZM165 48V49H164ZM184 48V49H185ZM188 48V49H189ZM198 48H200V50L198 49ZM55 49V50H54ZM159 49V50H158ZM187 49V50H188ZM54 50V51H53ZM57 50V51H56ZM162 50L164 51L165 50V52L168 54H164V53H162ZM170 50H172V51H170ZM182 53V54H184V56H189V55H187V54H192V53H194L195 54V61H197V63L196 62H193V63H195V65L192 63V64H190V68L192 67L193 68V70H195V73H196V75L197 76H194V75H192L193 73H194V71L193 72H191L192 71V69H191V71H190V69L188 68V71L186 72H183L182 73V71L181 70H183L182 69V62H181V60L179 59V58H177L178 56V52L179 51ZM205 51H210L209 52V54H207L208 52H205ZM214 51H216V52H214ZM94 52V53H93ZM189 52V53H188ZM201 52H202V54L204 55V57H203V55H201ZM213 52V53H212ZM50 53V54H49ZM205 53V54H204ZM210 53L211 54H213L212 56L210 55ZM214 53H216V54H214ZM51 54H53V56L51 55ZM175 54V55H174ZM50 55V56H49ZM106 55V54H105ZM197 55V56H196ZM208 55H209V57L211 58H213V61H212V58L210 59H208ZM215 55H216V57H215ZM219 55H221V54H219ZM40 56V57H39ZM61 56V55H60ZM82 56V57H81ZM198 56H201L202 57V59H205L203 62H205L204 64L205 65H203V63H201L200 61H202V60H200V57L198 58ZM76 57V56H75ZM106 57V56H105ZM214 57H215V59H214ZM33 58H38L39 59V66H45V65H48V64H53V68L52 69H54V67H55V69L54 70H52L51 69V73H49V72H47L48 73V75H47V73L45 74V73H38L35 69H33V71H31V72H28L27 70H29V65H30V63H31V61H32V59ZM42 58V59H41ZM45 58V59H44ZM56 58V59H55ZM50 59V60H49ZM51 59H53L55 62H53V60H51ZM91 59V58H90ZM96 59L98 60V61H100L101 60V58L99 59V58H97L96 57ZM103 59V58H102ZM74 62H73V61ZM174 60V61H173ZM210 60V61H209ZM44 61V62H43ZM52 61V62H51ZM105 61H107V60H105ZM208 61V62H207ZM212 61V62H211ZM23 62H24V64H23ZM41 62H43V65H42V63ZM48 62V63H47ZM51 62V63H50ZM61 62V63H60ZM210 62V63H209ZM85 63V64H84ZM106 63V65H108V62H105ZM198 63H201L202 65H203V69H204V74L202 73L203 72V69H202V71L200 70V67H202V65L200 66V64H198ZM207 63V64H206ZM209 63V64H208ZM212 63V64H211ZM59 64L61 65V66H59ZM64 64V66H63V69H65V70H63V69H60L61 67H62V65ZM65 64H67V65H69V66H67V65H65ZM200 66L199 68H198V65ZM55 65V66H54ZM58 65V66H57ZM84 65V66H83ZM197 65V66H196ZM43 66V67H44ZM65 66H66V68H65ZM74 66V67H73ZM58 67V68H57ZM205 67V68H204ZM207 67V68H206ZM69 69V71H68V69ZM108 68V67H107ZM199 70H198V69ZM61 70V71H60ZM65 72H63V71ZM181 71V72H180ZM26 72H28L29 73V75L31 74L32 76H29V75H27L28 73H26ZM56 72V73H55ZM59 72H61V75L62 76H64V78L62 77V76H60V73ZM64 73V75H63V73ZM205 72H206V76H205ZM26 73V74H25ZM37 73V74H36ZM52 73H55V74H53V77H52ZM188 73V74H187ZM191 73V74H190ZM203 74V76H202V78H200L201 76H199V75H202ZM39 74V75H38ZM184 74H185V76H184ZM190 74V76L192 75V77L193 78H195L196 80H194V79H192V77H190V76H186V75H189ZM208 74V75H207ZM55 75V76H54ZM57 75L59 76V77H57ZM181 75V76H180ZM23 76V77H22ZM25 76H26V78H25ZM40 76H43L44 78H41ZM45 76H47V78L49 77V79L46 81V80H42V79H46V77ZM178 76H180L181 78V80H182V83H180L179 81H181V80H179V78H178ZM199 76V77H198ZM206 78H205V77ZM6 77H7V75H6ZM33 79H32V78ZM54 77H55V79H54ZM97 77H98V75H97ZM185 77H186V79H185ZM200 78L201 80L200 81H202V82H204V85H207L206 87L204 86V85H201V84H203L202 82L201 83H199V86H198V82L197 81H199V79L198 78ZM204 77V78H203ZM28 78L29 79H31V80H33L32 82H30V84H29V82H26V84H25V81L27 80V81H29L28 80ZM36 78H37V80H36ZM189 78H191L192 79V81L189 79ZM10 79V78H9ZM54 79V83L52 82V80ZM198 79V80H197ZM203 79V80H202ZM205 79V80H204ZM58 83H57V82ZM188 81H191L192 82V85H190L191 86V88H190V86H187V87H185L186 85H187V83H189ZM43 82V83H42ZM127 82V81H126ZM185 82V83H184ZM196 82V83H195ZM22 83V85H20ZM42 83V84H41ZM57 83V84H56ZM60 83V84H59ZM196 85H195V84ZM12 84V85H11ZM25 84V85H24ZM53 84V85H52ZM176 84H179V86L181 85V87H179V86H177ZM182 84H183V86H182ZM38 85V86H37ZM40 85V86H39ZM42 85H45V86H42ZM47 85H49V86H47ZM59 87H57V86ZM109 85V86H108ZM107 86H104V88H101V89H103V90H108V93L110 94V93H116V94H120V93H123V94H125V92H126V83H125V85H124V87H113L112 85H110V84H108ZM195 85V86H194ZM201 85V86H200ZM211 85H213V83H211ZM16 86H18V87H16ZM46 86H47V90H46ZM90 86V88H92V86L91 85H89ZM177 86V87H176ZM15 87H16V89H15ZM38 87V88H37ZM45 87V88H44ZM57 88V89H55V88ZM184 89H183V88ZM201 87V88H200ZM203 87H204V89H203ZM52 88V89H51ZM189 90V93H188V91L186 90ZM189 88V89H188ZM194 88V89H193ZM200 88V89H199ZM19 89V90H18ZM51 89V90H50ZM97 89V88H96ZM199 89V90H198ZM204 91H203V90ZM89 90L90 89H88L87 91H86V89L84 90V91H81V92H79L78 93V102H77V105L76 106H74V107H68V110L66 111L67 113V115L68 116H70L71 117V115H72V113L73 112H75V110H78L79 108H81L80 106H81V104L82 105H85L84 103H83V101H82V98L84 97V96H87V94H91L92 92H93V89H91L90 90V92H89ZM180 90H182V91H180ZM186 92H185V91ZM192 90V91H191ZM17 91V92H16ZM22 91V92H21ZM45 91V92H44ZM185 92L187 95H189L188 97L184 94V93H182V92ZM197 94L198 93V96L200 95V97L198 98V96L195 98H193V94H194V92ZM197 91V92H196ZM0 92H1V90H0ZM7 92V93H6ZM103 91H101V93H102ZM175 92V93H174ZM181 93V95H180V93ZM191 92H192V94H191ZM202 92H203V95H202ZM200 93V94H199ZM19 94V95H18ZM21 94V95H20ZM174 94V95H173ZM178 94V96H176ZM191 94V95H190ZM196 94H195V96H196ZM14 96L13 98H12V96ZM16 95H18L17 97H16ZM185 95V97H183ZM183 97L185 100H187V102H184V101H182L181 99H183V98H181V97ZM43 97V98H44ZM14 98H15V100H14ZM20 98H21V102H20ZM172 98V99H171ZM198 98V99H197ZM4 99V100H3ZM26 101H25V100ZM177 99V101H175ZM192 99H194V102L196 101V103H194V105H195V107H190V104L191 103H193V100L191 101ZM19 100V101H18ZM201 100V101H200ZM12 101V102H11ZM15 101H16V103H15ZM18 101V102H17ZM22 101H24V102H22ZM191 101V102H190ZM177 102H178V104H177ZM182 104H181V103ZM183 102L185 103L184 105H183ZM10 103H13V104H11L10 105ZM2 104V105H1ZM18 104V105H17ZM180 104H181V108L179 109V107H180ZM189 104V105H188ZM6 105V106H5ZM9 105V106H8ZM19 107H17V106ZM179 107H178V106ZM193 104H192V106H194ZM4 107H6V108H4ZM182 107H184V108H182ZM4 108V110H2ZM9 108V109H8ZM12 108L14 109V108H18L17 110L16 109H14V110H12ZM179 110H178V109ZM6 109V110H5ZM191 109V110H190ZM203 109H204V107H202L201 108V111L199 112V113H201L202 111H203ZM173 110H174V113H173ZM176 110H178V111H176ZM3 111H5V114H4V112ZM12 111V112H11ZM177 113H176V112ZM184 111L186 112V113H184ZM11 112V113H10ZM140 113L141 114H144L145 113V109H143V110H140ZM176 113V115H173V114H175ZM178 113H180L179 115H178ZM2 114V115H1ZM13 116H12V115ZM7 117H6V116ZM15 115V116H14ZM10 117V119H9V117ZM198 116V115H197ZM197 116H187V118H186V121H185V124H189V123H191L194 119H195V117H197ZM4 118V119H3ZM10 122H9V121ZM53 118L51 117V118H49V120H47V121H44V122H40V123H38L37 122V124H40V126L41 127H43V126H48L49 124H51V122H53ZM12 121V122H11ZM31 121V122H30ZM34 121V122H33ZM36 121V122H35ZM217 121V122H216ZM218 121H220V119L218 120V119H216V120H214V122L213 123H218L216 126L217 127H219V129H222L221 131H220V136H222L223 135V137L227 140V136L226 135H228L229 137H230V135H231V133H230V127H232V124L230 125V124H228V123H222L223 122V120L222 121H220L221 123H219ZM12 123V124H11ZM24 125H23V124ZM215 123V124H216ZM19 124V125H20ZM28 124V125H27ZM33 124V125H32ZM36 124V125H37ZM221 124V125H220ZM5 125H7V126H5ZM114 125V126H113ZM113 125H111V129H108L107 130V135H108V140H109V143H110V146H111V148H112V153L111 154H113L114 156H116L117 157V155H118V152H117V150H116V147H118L117 146V144H116V141L117 140H115V139H117V137H118V135L120 136V135H122V133H121V130H124L120 125H118V124H113ZM116 125H118L117 127H119V128H117L116 127ZM225 126H227V128L228 129H226V127ZM5 127V128H4ZM122 128V129H121ZM223 128H224V131H223ZM113 129V130H112ZM8 130V131H7ZM45 130H46V133H47V131H49V128L48 129H46L45 128ZM44 130V131H45ZM226 130V131H225ZM228 130H229V132H228ZM9 131H11V132H9ZM13 132V134H11ZM16 133V135H15V133ZM23 132V133H22ZM33 132H34V134H33ZM227 132V133H226ZM226 133V135H224ZM18 134H19V137L21 138L22 136H25V138L24 139H22V141L24 142V141H26V142H24V144H21V140H19L18 138ZM117 134V135H116ZM203 135H205V134H203ZM15 136H17V137H15ZM131 136H133L132 134H131ZM193 136L194 135H190V136H188V140H191V139H193ZM219 136V135H218ZM219 136V140L218 141H222L223 140V137L221 138ZM228 137V138H229ZM257 139H258V141L259 140H261L260 138V135H257V136H255ZM10 138V139H9ZM16 138V139H15ZM226 140H223L224 142H225V144H223L224 142L222 141V143H217L218 145H219V147L221 148V149H217V145H216V147H215V149L213 150V148L211 149V150H209V149H205V150H209V151H203V152H205V153H203L202 151H200V154H197L196 156L194 155V157L191 155V154H189L188 152V154H186V152L185 151H180V152H176L177 154H175V153H171L170 151H162V153H165L164 155L162 154V153H159V152H156V153H158V155L156 154V153H153V152H150L151 154H149L148 156H146L145 158H146V160L144 159V162L142 163V165L140 166V172H139V179H140V183H141V185H142V187H141V191H143V193L144 192H146V190H150L151 191V193H152V195L154 196V197H156L157 199H162V196H161V183L163 182V180L164 179H167V178H170V177H172V176H174L175 175V177H177V180H175L174 179V177H173V180H172V183L174 184V185H178L181 181V183H182V185L183 186H181L180 188H181V190L180 191H177V189L173 192L176 196H174L173 197V200H175V201H179V200H187L188 198H189V200H193V201H198V200H200V199H202L203 197L201 196V193L202 194H205V193H207V194H212L213 192H211L209 189H203V188H205V187H208V185H209V182H213V180H214V178H215V176H218V177H222L223 178V180L222 181H224L227 177H233L232 178V182H234V183H236L237 182V179H240V180H238V182H240L242 179V181L240 182V183H237L236 184V186L234 187V189H238V187H239V189L237 190H234V191H232L233 192V195L235 196L236 195V197H232V200L233 199H237V200H233L232 202H234L233 204L234 205H236V204H238V206L236 205L235 207H237L236 209H235V211H230L229 209H219V210H221V211H219L218 213H217V216L218 217H226L225 219H221V220H219V222L216 224V226H215V228H214V230H212V231H208V232H202V231H200V228L198 227V226H196V224L194 225V226H189V228L187 229V230H185V231H180V232H178V233H173V234H171L170 236H168V237H154L153 239L152 238H150V240H149V237H148V239H147V236H143L144 237V239H143V237H136V238H134V240L133 241H137L138 242V244H136L135 242V244L134 243H132V241L131 240H125L121 245H118V250H116L115 251V254L114 255H110L109 254V252H108V249H109V241H110V236H111V233L113 232V230H114V228H115V221L117 220V218L121 215V199H122V193H119L118 195H117V198H116V202H115V213H114V216H113V218L111 219V221H110V223H109V225H108V228H107V230H106V232H105V235H104V238H103V242H102V247H101V253H100V255H99V260L97 261L98 263L97 264H111V263H113L114 261V257H118V256H122V255H127V256H131V255H140V254H143V253H147V252H166V251H170V250H175V249H184V248H192V247H199V246H208V245H220V246H223V249H225V246L226 245H229V244H233V243H240V242H249L251 239H259V238H264V202H263V200H264V186H262V185H260L261 184V182L260 181H257L259 178H261L262 176H264V157H262L263 155H264V150L263 149H261L260 150V155H261V157H262V161L261 162H263V163H261L260 162V159L258 160L259 162L258 163H261V165L259 164L258 165V163H257V165H255V164H253L254 163V160H250L251 158H253L254 156L253 155H255L253 152H251V153H248V154H246L245 156L243 155V157H244V159L243 160H245V161H242L241 160V162H243L244 163V165L246 164L247 165V162H248V166H246L245 165V167H244V165H243V163H241L240 162V164L238 163L237 165H236V167H235V169L234 170H230V169H228V168H226L225 170H224V172L223 173H219V172H217V169L215 168L217 165H219L220 163H222L221 161H219V160H221L222 158H224L225 156H226V154H227V147H228V145L227 144H229L230 145V141H231V138H229L228 139V143L226 142ZM80 141H81V146L82 147H84V145H83V141H82V139L80 138ZM31 142V143H30ZM28 143V144H27ZM26 144V145H25ZM116 144V145H115ZM224 146H222V145ZM218 147V148H219ZM223 147V148H222ZM213 150V151H212ZM210 151H211V153H210ZM217 151H221V152H224V153H221V152H217ZM116 152V153H115ZM217 152V154H215ZM226 152V153H225ZM11 153H13V152H11ZM11 153H8V154H5V155H3V157L2 158H4L3 159V161H1L2 162V164H1V162H0V165H1V171L2 172H4V173H2V172H0V184H1V188H0V192L2 193V192H6V191H8V189H9V192H8V194H5V193H3V194H1L0 193V197L2 196L3 198H5V195H7V197L9 196L10 197V194H11V192L10 191H13L12 189H15V187H17V186H20L22 183H23V181L22 180H20V178L21 177H19V178H13V179H11V176H12V174L13 173H11V172H8V170H9V168L10 167H13V165L12 164H5V159H9V157H11ZM168 153H169V155H168ZM253 153V154H252ZM160 154V155H159ZM213 154V155H212ZM222 155V158L219 156V155ZM244 154V153H243ZM259 155V150L257 151V153H256V155ZM253 157H252V156ZM5 156H8V157H5ZM21 156H23V158H25V159H30V161H32V162H34L33 161V159L35 160V158H34V156H26V154H22ZM160 156V157H159ZM246 156H247V158H246ZM248 156H249V159H248ZM191 157V158H190ZM209 157V158H208ZM260 157V156H259ZM89 158V157H88ZM187 158V159H186ZM169 159V160H168ZM197 159V160H196ZM89 160H90V158H89ZM182 161V162H180V161ZM186 161V162H185ZM196 161V162H195ZM198 161V162H197ZM250 161H252L251 163H250ZM87 162V161H86ZM189 162H190V164H189ZM192 162V163H191ZM195 162V163H194ZM160 163V164H159ZM168 163V164H167ZM250 163V164H249ZM256 163V162H255ZM88 162L87 163H83L82 164V166L84 165V169L86 170L85 171V173L86 174H84L83 172V175H87L88 173H90V171H89V167H91V166H93V163H92V161L90 160V164H88ZM171 164V165H170ZM189 164V165H188ZM197 164H199V165H197ZM181 165V166H180ZM183 165V166H182ZM239 165V166H238ZM8 166H10V167H8ZM186 166V167H185ZM250 166V167H249ZM252 166L254 167V166H258L257 168H259V169H257L256 170V172L254 171V168H252ZM5 167V168H4ZM8 167V168H7ZM242 168V170H241V168ZM244 167V168H243ZM246 167H248V168H246ZM263 167V168H262ZM6 169L7 170V176H6V174H5V172H6V170H4V169ZM22 172H21V174L23 175L24 174V172L25 173H27L28 172V170H26V169H28V168H26V165H22ZM24 168V169H23ZM3 169V170H2ZM208 169V170H207ZM215 170V171H212V170ZM240 169V170H239ZM246 169H248V170H246ZM251 169H253V170H251ZM239 172H238V171ZM245 170V171H244ZM171 171V172H170ZM247 171H249V173H247ZM181 172V173H180ZM185 172V173H184ZM206 172V173H205ZM231 172V173H230ZM251 172V173H250ZM41 173H43V172H41ZM140 173L142 174V175H140ZM167 173V174H166ZM199 173H201V174H199ZM243 173H245V175L243 174ZM256 173H258V175L256 174ZM261 175H260V174ZM110 175H112V173H111V171H110V173H109ZM180 174V175H179ZM243 174V175H242ZM249 174V175H248ZM1 175H3V177L4 178H6V179H4ZM10 175V176H9ZM41 175V174H40ZM91 175H93V174H91ZM248 175V176H247ZM254 175H256L257 177H254ZM9 176V177H8ZM42 177H43V174L41 175ZM41 176H40V179L41 180H39L38 182H40V184H44L45 182H43L44 181V178H41ZM141 176H142V178H141ZM181 176V177H180ZM193 176V177H192ZM239 176V177H238ZM243 176H247V177H244V178H242ZM88 177V176H87ZM95 177V180L98 182V183H100V182H104L103 180H102V178H100V176H94ZM253 177H254V179H253ZM10 178V179H9ZM180 178H183V179H179ZM186 178H188V179H186ZM206 178V179H205ZM242 178V179H241ZM249 178H250V180L252 181V183H251V181H249ZM1 179L4 181H2L1 182ZM5 180H7V182L5 181ZM9 180V181H8ZM14 180V181H13ZM88 180H90L89 179V177H88ZM105 180L106 181H108V179L107 178H105ZM256 180V181H255ZM42 181V182H41ZM148 181V182H147ZM176 181V182H175ZM187 181V182H186ZM198 181V182H197ZM9 183V182H11V185H9V184H7V185H9V186H7L6 184L4 185L3 183ZM19 182V183H18ZM25 182V181H24ZM194 182V183H193ZM245 183V185H243L244 183ZM254 182V183H253ZM257 182V183H256ZM18 183V184H17ZM21 183V184H20ZM105 183V182H104ZM177 183V184H176ZM200 183V184H199ZM208 185H207V184ZM226 183L227 182H224V183H222L223 185L225 184L226 185ZM241 183H243V184H241ZM249 183V184H248ZM260 183V184H259ZM3 184V185H2ZM39 183H38V189L40 190L41 188H43V190L45 189V185L43 186V185H41V186H39L40 185ZM204 184H205V186H204ZM254 184V185H253ZM259 184V185H258ZM149 185V186H148ZM195 186V187H191V186ZM196 185H198V186H196ZM240 185V186H239ZM242 185V186H241ZM252 185V186H251ZM4 186H6V187H9L8 189H6V187H5V189L6 190H4L3 189V187ZM14 186V187H13ZM202 186V187H201ZM257 186V187H256ZM39 187H41V188H39ZM174 188H176L175 186H173ZM241 187V188H240ZM243 187V188H242ZM247 187V188H246ZM261 187H262V189H261ZM10 188H12L11 190H10ZM62 188V187H61ZM174 188H173V190H174ZM252 188H253V190H252ZM63 189H64V187H63ZM203 189V190H202ZM260 189V190H259ZM27 190V189H26ZM28 190H29V188H28ZM27 190V191H28ZM172 190V191H173ZM184 190V191H183ZM246 190V191H245ZM249 190V191H248ZM256 190V191H255ZM30 191V190H29ZM189 191H192L193 193H191L190 194V196L189 195H186V194H189L188 192ZM239 191H240V193H239ZM244 191V192H243ZM248 191V192H247ZM260 191V192H259ZM14 192V191H13ZM12 192V193H13ZM177 192V193H176ZM187 192V193H186ZM236 192H238L239 193V196H237L238 194L236 193ZM246 192V193H245ZM256 192V193H255ZM7 193V192H6ZM59 193V192H58ZM61 193V192H60ZM142 193V192H141ZM198 193V194H197ZM244 193V194H243ZM260 193V194H259ZM259 194V195H258ZM242 195L245 197H242ZM247 195H248V197H247ZM249 195H250V197H249ZM262 195V196H261ZM11 196H12V194H11ZM60 196H61V194H60ZM60 196H58V194H57V196H56V198H60ZM143 196V195H142ZM252 196H255V199H254V197H252ZM1 197V198H2ZM29 198H27L26 200H28V199H30V196H28ZM179 197V198H178ZM196 197V198H195ZM252 197V198H251ZM259 197V198H258ZM139 198H141V199H145V196L144 197H141L140 195H139ZM179 199V200H178ZM248 200V201H246V200ZM6 200V199H5ZM4 199L2 200L1 199V201H0V213L1 214H3V213H7V212H9V208H10V205H9V202L8 201H5ZM10 200V199H9ZM15 200V199H14ZM25 200V201H26ZM242 200V201H241ZM257 200V201H256ZM41 200L39 199V201H37L36 203V206L37 207H40V208H37L36 206V209H38V211H39V213L41 212V214L43 215L42 217L44 218V213L47 211V209H46V211L44 212L43 210H45V209H43L42 210V206L41 205H43V204H45L46 203V197H45V201L44 200H42L43 201V203H42V201L40 202ZM238 203H237V202ZM246 201V202H245ZM252 202V203H249V202ZM255 201V202H254ZM260 203H259V202ZM26 202H29V201H26ZM240 202L242 203V204H240ZM243 202H245V203H243ZM41 205H40V204ZM236 203V204H235ZM247 203V204H246ZM40 206H39V205ZM187 204H182V206H184V208H188L187 206H186ZM241 205H243V206H241ZM259 205V206H258ZM168 206H170V205H167V207ZM178 206H181V205H178ZM224 206V205H223ZM240 206V207H239ZM248 206V207H247ZM34 207V208H35ZM234 207V208H235ZM242 207H244V208H242ZM253 207V208H252ZM33 207L32 206H29L28 207V212H32V209ZM43 208H45L44 206H43ZM147 208L148 209H146V215H147V212L149 211V208H150V205L148 206L147 205ZM35 209V210H36ZM34 211V210H33ZM37 210L35 211L36 213L38 212ZM42 211H43V213H42ZM223 212V213H222ZM224 212H225V214H224ZM35 213V214H36ZM47 213V212H46ZM149 213V212H148ZM41 214H36L37 216H38V218L36 217V219H38L39 220V218L41 217ZM35 215V216H36ZM149 215V214H148ZM147 215V216H148ZM40 218L41 220L43 219V218ZM45 217H46V215H45ZM64 218V217H63ZM62 218V220H63V222H65V220L64 219H66V218H64L63 219ZM33 219V218H32ZM44 220H45V218L43 219V224H45L44 223ZM49 221H51V220H48V222H47V220L45 221L46 222V224L50 227V223H51V226L53 225V228L55 227V229H53L52 227H50L51 228V230H47V229H49L48 228V226H46V224L44 225V227H45V229L47 230V233H49V231H50V233L49 234H51L54 230H56V231H54L53 232V234H51V236L52 235H54V236H52L54 239H55V236L58 238L59 237V235H61L62 233H61V228L58 226L59 225V222L58 223H56L55 225L53 224L54 222L53 221H51V222H49ZM62 222V221H61ZM49 223V224H48ZM58 224V225H57ZM63 224V223H62ZM56 225H57V227H59L58 229L56 228ZM64 225H65V223H64ZM63 226V225H62ZM61 226V227H62ZM8 227V228H7ZM64 227V226H63ZM67 226L65 225V227L64 228H66ZM64 228H63V230H64ZM44 229V228H43ZM53 229V230H52ZM59 229H61V230H59ZM0 230H3L4 232H7L8 233V235H9V239H8V242H7V245H8V249L10 250V252L9 253H3L2 251H0V264H4L3 263V261H6V262H14V264H78V263H80V262H82V260H78L77 261V259L78 258H72L71 257V254H69V252H68V250H67V248L65 247V243H66V241L68 242V240L67 239H65V241H64V243H63V239L62 238H64L65 236H60L59 237V239H57V241L59 240V245L58 244H56V246H62V248H60L62 251H60V249L58 248V247H55L54 245H53V242L54 241H56V239L54 240L52 237H49L50 238V240L49 241H51V238L53 239L52 240V242H49V241H47L48 240V236H50V235H48L44 230H41V233H39L38 235H40V237H36L35 238V242H34V244H29L30 242L28 241V239L26 240V238H24L26 241H24V239H23V241L24 242H26V243H24L23 241H22V239H20L21 240V242H20V240H19V242L17 241V239H16V241H15V243L16 244H18V247L17 246H13V245H15V243H13L14 241H13V239L11 240V238L10 237H12V235H11V232H9L10 231V229H9V226H6L1 220H0ZM62 230V231H63ZM52 231V232H51ZM58 231V232H57ZM40 232V231H39ZM43 232H45V235L47 236V239L45 240V237H44V233ZM55 233H56V235H55ZM59 233V235L57 236V234ZM177 234H179V235H177ZM181 234V235H180ZM43 235V236H42ZM174 235H177V236H174ZM188 235H190V236H188ZM37 236V235H36ZM181 238H179V237ZM193 236V237H192ZM28 237V236H27ZM42 237L44 238V239H42ZM69 237V236H68ZM173 237H174V240H173ZM179 239H177V238ZM186 239H185V238ZM189 237H191V238H189ZM37 238H39V239H37ZM41 238V239H40ZM142 238V239H141ZM184 238V239H183ZM37 239V240H36ZM60 239H61V241H62V243H60L61 241H60ZM141 239V240H140ZM145 239H147V240H145ZM158 239V240H157ZM15 240V239H14ZM140 240V241H139ZM152 240V241H151ZM176 240V241H175ZM54 242V243H58V242ZM142 241V242H141ZM145 241V242H144ZM150 241V242H149ZM28 242V243H27ZM152 242V243H151ZM12 243V244H11ZM23 243V244H22ZM151 243V244H150ZM11 244V245H10ZM22 244V245H21ZM50 244L51 245H53L54 247H52V246H50ZM60 244H62V245H60ZM150 244V245H149ZM23 245H29L30 247L28 248H26V247H24ZM13 246V247H12ZM52 247V248H51ZM30 248L32 249V250H30ZM53 248H54V250H53ZM56 248V249H55ZM66 248V249H65ZM1 250V249H0ZM57 250V251H56ZM64 250V251H63ZM248 250V249H247ZM247 250H244L245 252H243L242 251V253H239V254H236L235 256H227V257H224V258H215V261H213V262H211L210 263V261H212V260H214V258H210V260L209 259H206V261L204 260V261H200V262H198V263H195V264H201V262H202V264H246V262H247V264H264V247H262V248H259V249H257L256 251L255 250H251V254L250 253H248V251ZM247 251V252H246ZM33 252V253H32ZM65 253V254H60V253ZM68 252V253H67ZM59 253V254H58ZM252 253H253V255H252ZM257 253H258V255H257ZM25 254H27L26 256H25ZM28 254L30 255L29 257H28ZM69 254V255H68ZM57 255V256H56ZM59 255V256H58ZM83 255V254H82ZM248 256H252L251 258L250 257H248ZM256 257V258H254V257ZM28 259H27V258ZM57 257H60V258H57ZM65 257H66V259H65ZM263 259H262V258ZM26 258V259H25ZM32 258V259H31ZM68 258H70V259H68ZM247 258V259H246ZM260 258V259H259ZM30 259V261L28 262V260ZM251 259H252V261H251ZM27 260V261H26ZM35 262H34V261ZM250 260V261H249ZM257 260V261H256ZM261 260V261H260ZM27 263H26V262ZM32 261V262H31ZM246 261V262H245ZM9 262V263H10ZM21 262H23V263H21ZM204 262V263H203ZM207 262V263H206ZM9 263H7V264H9ZM13 264V263H12Z\"/></svg>","mask_w":264,"mask_h":264},{"label":"crops","instance_id":"0c3cea01","mask_svg":"<svg viewBox=\"0 0 264 264\" xmlns=\"http://www.w3.org/2000/svg\"><path fill=\"white\" fill-rule=\"evenodd\" d=\"M24 24L25 21L23 26ZM24 37V34L17 37L0 35V94L4 90L3 86L10 85L13 76L19 70L18 66H20L21 61L25 60L24 57L28 52L29 43L26 42ZM132 44L142 56L140 55L139 58L140 66L129 72L125 94H109L107 90L106 92L103 90L102 93L87 94L82 98L85 105L81 104L80 106L84 111L79 108L71 115L83 141V149L93 163V166L89 167V171L95 176H100L105 182L102 183L106 185L115 183L113 170L115 168L114 164L118 160V155L116 157L111 154L112 148L107 135V130L111 128L110 124L116 123L133 136H136L133 144L134 148L146 136V132H158L159 130L153 128L154 125L166 121L171 109L175 107L169 99L173 92L171 87L177 75L175 66L169 64L163 56H160L154 41L150 37L141 36ZM4 67L7 68L4 69ZM1 69L5 70V73ZM135 99H138L139 102ZM138 105L151 112L144 124H141L138 119ZM154 117H157V120ZM133 148L124 184L120 191L122 198L133 181V172L139 150L135 152ZM110 171L112 175L109 174ZM8 239V233L0 230V251L3 253L10 252L7 245ZM3 263L7 264L6 261H3Z\"/></svg>","mask_w":264,"mask_h":264},{"label":"snow or ice","instance_id":"6c2138e0","mask_svg":"<svg viewBox=\"0 0 264 264\" xmlns=\"http://www.w3.org/2000/svg\"><path fill=\"white\" fill-rule=\"evenodd\" d=\"M22 7H27V8H32L34 7V5L32 4H28V3H25L24 5H22ZM262 14H264V9H262ZM139 31V25H133V26H130L128 29H127V32H126V35L129 37V39H134L135 38V33H137ZM26 39H29V37H25ZM130 51H133V50H130ZM129 64L133 67H136V60H135V57L134 55L133 56H130L129 58ZM53 65L49 64V65H46L44 67H41L39 65H33V68L39 72V73H45V72H50L51 69H52ZM31 70V69H30ZM243 92L244 90L241 89L238 93V99L240 96L243 95ZM70 103H75L74 99L70 97ZM88 264H95L94 261H89Z\"/></svg>","mask_w":264,"mask_h":264}]
</instances>
